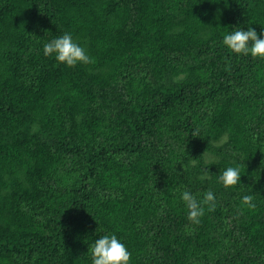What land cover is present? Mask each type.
Segmentation results:
<instances>
[{
    "label": "trees",
    "instance_id": "trees-1",
    "mask_svg": "<svg viewBox=\"0 0 264 264\" xmlns=\"http://www.w3.org/2000/svg\"><path fill=\"white\" fill-rule=\"evenodd\" d=\"M249 27L264 0H0V264H91L103 235L129 264H264V59L222 43ZM65 33L94 63L44 56Z\"/></svg>",
    "mask_w": 264,
    "mask_h": 264
},
{
    "label": "clouds",
    "instance_id": "clouds-1",
    "mask_svg": "<svg viewBox=\"0 0 264 264\" xmlns=\"http://www.w3.org/2000/svg\"><path fill=\"white\" fill-rule=\"evenodd\" d=\"M251 42V44H249ZM223 45L232 53L253 58L264 59V31L258 34L255 29L249 27L245 30H235L231 34L225 35ZM43 54L46 57L54 56L58 64L67 67H74L77 63H94L77 43L73 42V37L65 33L59 38L53 39L43 47ZM240 171L237 167H228L219 176V181L225 188L236 186L240 183ZM182 201L188 209V220L193 224H199L200 218L207 211H214L216 200L213 192L207 191L202 200H197L189 191H184L181 196ZM252 195L242 197L241 205L248 209H255L252 202ZM91 256V264H129L131 253L126 246L115 235H103L97 239L88 249Z\"/></svg>",
    "mask_w": 264,
    "mask_h": 264
},
{
    "label": "bare ground",
    "instance_id": "bare-ground-1",
    "mask_svg": "<svg viewBox=\"0 0 264 264\" xmlns=\"http://www.w3.org/2000/svg\"><path fill=\"white\" fill-rule=\"evenodd\" d=\"M57 78H58V77H56V79H57ZM2 220H3V218H2L1 221H0L1 223H2ZM9 223H10V222H9ZM10 224H11V223H10ZM0 226H1V228H3L2 225H0ZM3 226H4V225H3ZM5 230H9V227H8V229H5Z\"/></svg>",
    "mask_w": 264,
    "mask_h": 264
}]
</instances>
